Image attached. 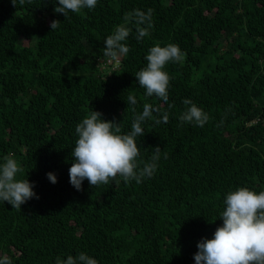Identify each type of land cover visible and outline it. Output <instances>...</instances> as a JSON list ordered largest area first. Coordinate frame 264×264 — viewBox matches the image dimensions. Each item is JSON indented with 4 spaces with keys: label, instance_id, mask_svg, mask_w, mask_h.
<instances>
[{
    "label": "trees",
    "instance_id": "obj_1",
    "mask_svg": "<svg viewBox=\"0 0 264 264\" xmlns=\"http://www.w3.org/2000/svg\"><path fill=\"white\" fill-rule=\"evenodd\" d=\"M58 6L0 0V164L14 154L18 178L39 197L21 209L0 201V257L56 264L83 252L98 264H195L197 244L223 224L226 194L264 190V0H98L66 17ZM134 9L153 10L150 34L138 41L129 24L130 51L111 64L104 42ZM156 44L187 54L166 66L167 103L135 79ZM185 99L209 115L203 127L179 121ZM145 103L161 110L136 141L141 161L161 148L155 174L93 188L85 180L77 191L69 178L77 124L93 110L127 133ZM165 111L168 122L156 124Z\"/></svg>",
    "mask_w": 264,
    "mask_h": 264
},
{
    "label": "clouds",
    "instance_id": "obj_2",
    "mask_svg": "<svg viewBox=\"0 0 264 264\" xmlns=\"http://www.w3.org/2000/svg\"><path fill=\"white\" fill-rule=\"evenodd\" d=\"M11 2L16 7V0ZM27 2L31 3V0ZM19 3L24 4L25 0H19ZM56 3L59 6L54 8V12L66 17L69 12L79 14L83 9H94L98 0H56ZM152 16V9L147 12L134 9L124 15V22L116 26L104 42L103 55L108 62H118L130 51L125 43L132 33L129 24L135 25V38L143 40L150 34ZM59 26L60 21L53 20L51 32ZM186 55L175 44L163 47L156 44L149 49L145 57L146 67L135 75L147 97L155 96L168 102L172 77L165 70L166 66L183 62ZM127 102L131 106L137 104L134 95H129ZM183 103L187 107L179 117L181 124L194 123L203 127L209 121V115L191 100L185 99ZM132 111L135 112V107ZM160 111L159 107L145 103L143 111L135 115L131 130L123 133L120 123L105 121L102 113L91 110L75 128L78 139L71 153L74 162L69 168L70 184L80 191L85 180L93 188L110 182L119 184L121 180L139 184L145 178H151L158 169L162 150L155 147L150 160L141 161L140 146L136 141L137 137L144 135L143 124L153 119V113ZM168 119L169 114L165 111L155 123H167ZM164 158H167L166 154ZM3 159L0 164V201L7 202L13 209H21L29 200L39 199L33 191L35 185L28 179L18 178L23 168L14 154L9 153ZM46 175L51 183H57L55 174ZM224 205L220 214L223 224L216 228L211 239H202L197 244L195 264H264V190L257 193L248 187H239L226 194ZM0 264H12L11 258L7 255L0 257ZM56 264H98V261L81 252L75 257L68 255L66 259L57 257Z\"/></svg>",
    "mask_w": 264,
    "mask_h": 264
},
{
    "label": "built area",
    "instance_id": "obj_3",
    "mask_svg": "<svg viewBox=\"0 0 264 264\" xmlns=\"http://www.w3.org/2000/svg\"><path fill=\"white\" fill-rule=\"evenodd\" d=\"M109 63L118 65L120 63V60L118 62H109Z\"/></svg>",
    "mask_w": 264,
    "mask_h": 264
}]
</instances>
